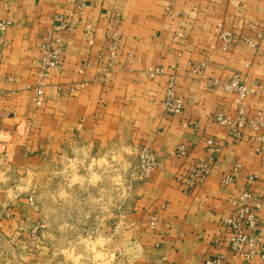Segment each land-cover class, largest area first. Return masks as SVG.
Segmentation results:
<instances>
[{
	"label": "crops",
	"instance_id": "0c3cea01",
	"mask_svg": "<svg viewBox=\"0 0 264 264\" xmlns=\"http://www.w3.org/2000/svg\"><path fill=\"white\" fill-rule=\"evenodd\" d=\"M7 3L0 0V23L8 22L0 30V152L30 171L54 160L61 203L83 190L88 203H104L106 211L112 177L119 180L115 189L127 195L129 209L120 217L133 239L129 264H203L217 254L222 264H239L224 237L216 240L232 196L248 190L264 198V153L255 152L264 128L246 126L233 139L212 115L237 109L235 95L219 83L236 75L264 86V0ZM219 27L232 34L226 51ZM48 43L61 46L60 61L39 81L40 45ZM155 67L174 76L180 114L163 112L166 79L146 75ZM241 105L248 120L264 115V94ZM207 139L220 152L206 178L187 190L188 172L211 156ZM140 146L153 151L158 166L146 181L129 182V156ZM179 146L184 156L176 154ZM224 176H231L226 186ZM248 177L255 181L247 184ZM256 213L264 224V209ZM257 254L250 264H259Z\"/></svg>",
	"mask_w": 264,
	"mask_h": 264
},
{
	"label": "rangeland",
	"instance_id": "374dc122",
	"mask_svg": "<svg viewBox=\"0 0 264 264\" xmlns=\"http://www.w3.org/2000/svg\"><path fill=\"white\" fill-rule=\"evenodd\" d=\"M127 164L132 182L136 156ZM57 168L53 160L30 171L0 152V264H129L133 239L123 217L127 195L115 189L119 180L112 177L106 211L104 203H88L83 190L61 203Z\"/></svg>",
	"mask_w": 264,
	"mask_h": 264
},
{
	"label": "built area",
	"instance_id": "2783aa9c",
	"mask_svg": "<svg viewBox=\"0 0 264 264\" xmlns=\"http://www.w3.org/2000/svg\"><path fill=\"white\" fill-rule=\"evenodd\" d=\"M5 1L8 4L9 0ZM7 25V21L0 23V30H4ZM216 32L220 49L226 51L232 42V34L228 31H223L221 28L217 29ZM116 45L117 34L115 33L112 35V46ZM61 50L59 44H56L54 47H51L49 43L40 45L39 81L47 78L57 69ZM146 75L149 79L165 77L164 96L161 103L162 110L168 115L180 114L183 105L176 93L174 76L166 74L160 67L147 69ZM219 85L223 91L235 95L237 109L234 115L226 114L222 110L215 111L212 115V120L215 123L222 126L233 139H240L242 131L246 126L250 127L254 133H258V131L264 128V115L262 112H257L252 120H248L241 105L249 97L264 94L263 85L255 80L241 81L236 75L227 82L219 83ZM40 87L41 84H39L33 100L35 105H39L41 101L42 93ZM257 141L259 145L255 149V152L258 154L264 153V138L259 137ZM207 144L211 156L208 159L198 161L193 169L188 172L185 179L187 190L206 178L210 165L215 162L216 156L220 152L219 145L213 139H207ZM184 153L185 148L183 146L177 147L176 154L178 156H184ZM157 166L158 160L153 151L148 147L141 146L137 151L136 165L130 176L134 182L142 183L150 177ZM233 171H237V167ZM254 181V177L247 178V184ZM220 183L223 186L230 184L231 176H224L220 180ZM229 205L231 212L221 219V236L218 237V241L216 240V242H219L223 236L226 249L230 252L232 259L239 264L252 263L256 252L258 253L259 264H264V246L262 245L264 240V224L259 222L256 213L264 209V198L259 193L252 194L248 190H244L232 196ZM156 224L157 220L154 217L150 218V228L153 229ZM224 261L225 257L217 254L211 259L205 260L203 264H222Z\"/></svg>",
	"mask_w": 264,
	"mask_h": 264
}]
</instances>
